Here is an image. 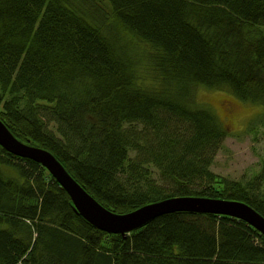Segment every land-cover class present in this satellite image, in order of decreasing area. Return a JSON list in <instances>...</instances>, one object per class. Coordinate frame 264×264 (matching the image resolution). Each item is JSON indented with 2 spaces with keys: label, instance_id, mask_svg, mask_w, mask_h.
<instances>
[{
  "label": "trees",
  "instance_id": "1",
  "mask_svg": "<svg viewBox=\"0 0 264 264\" xmlns=\"http://www.w3.org/2000/svg\"><path fill=\"white\" fill-rule=\"evenodd\" d=\"M106 1L0 0V119L117 214L189 196L264 215V172L248 183L214 172L227 130L193 98L200 84L264 107V0ZM154 14L169 27L131 25ZM0 264H264V235L194 212L108 233L47 168L0 145Z\"/></svg>",
  "mask_w": 264,
  "mask_h": 264
},
{
  "label": "water",
  "instance_id": "2",
  "mask_svg": "<svg viewBox=\"0 0 264 264\" xmlns=\"http://www.w3.org/2000/svg\"><path fill=\"white\" fill-rule=\"evenodd\" d=\"M0 145L18 157L34 160L47 168L68 192L74 207L89 223L108 233L126 236L152 219L172 212L225 215L244 219L264 235V218L246 202L209 197H175L145 205L127 214H117L100 204L69 174L64 165L48 150L18 140L0 119Z\"/></svg>",
  "mask_w": 264,
  "mask_h": 264
},
{
  "label": "rangeland",
  "instance_id": "3",
  "mask_svg": "<svg viewBox=\"0 0 264 264\" xmlns=\"http://www.w3.org/2000/svg\"><path fill=\"white\" fill-rule=\"evenodd\" d=\"M97 1L100 2L102 0ZM106 2L105 0L103 3L104 7H107ZM217 3L226 4L224 0H217ZM169 24V20L164 16L154 14L150 15L144 26L134 23L131 25L137 31L153 36L156 30L168 28ZM193 98H195L199 106L210 108L227 130L223 146L217 152L212 165L214 172L223 177L235 180L242 179L245 183L254 180L257 175L262 174L264 172V126L261 123L259 124L261 133L255 139L251 135L246 134L245 129L250 120L264 113V107L260 104L244 103L228 90L203 86L194 88ZM139 129L141 130V128ZM133 132L134 130H132ZM3 170L7 174L9 173L7 168L4 167ZM153 179L158 185H163L167 188L171 187L156 172ZM263 190L264 184L261 185V191Z\"/></svg>",
  "mask_w": 264,
  "mask_h": 264
},
{
  "label": "bare ground",
  "instance_id": "4",
  "mask_svg": "<svg viewBox=\"0 0 264 264\" xmlns=\"http://www.w3.org/2000/svg\"><path fill=\"white\" fill-rule=\"evenodd\" d=\"M259 18H264L262 15H260V17ZM200 85V84H199ZM199 85H197V86H199ZM203 87H205V86H203ZM252 136V135H251ZM253 137V136H252ZM246 183H248V182H246ZM255 193L256 194H259V192L258 191H255ZM168 199V198H167ZM246 204L249 206V207H251L254 211H256L258 214H260L263 218H264V215H262L256 208H254L253 206H251L249 203H247L246 202ZM214 215H217V214H215V213H213ZM242 221H244V222H246L248 225H250L252 228H254L255 230H257L261 235H263L262 233H261V231L260 230H258L254 225H252L251 223H249L248 221H246V220H244V219H242Z\"/></svg>",
  "mask_w": 264,
  "mask_h": 264
}]
</instances>
